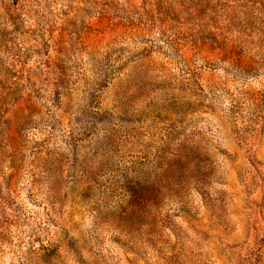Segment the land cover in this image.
<instances>
[{
  "label": "rangeland",
  "instance_id": "obj_1",
  "mask_svg": "<svg viewBox=\"0 0 264 264\" xmlns=\"http://www.w3.org/2000/svg\"><path fill=\"white\" fill-rule=\"evenodd\" d=\"M0 264H264V0H0Z\"/></svg>",
  "mask_w": 264,
  "mask_h": 264
},
{
  "label": "trees",
  "instance_id": "obj_2",
  "mask_svg": "<svg viewBox=\"0 0 264 264\" xmlns=\"http://www.w3.org/2000/svg\"><path fill=\"white\" fill-rule=\"evenodd\" d=\"M187 1H188L189 5L190 6L192 5L193 9L195 10L196 9V5L198 4V2H202L203 0H187ZM206 1L208 2L209 0H206ZM157 5H158L159 9H161L162 4L160 2H158ZM241 23H242V21L238 22L237 25L241 24ZM242 27L239 28L240 30L239 29L238 30L241 31V29L244 30L247 27V20L243 23ZM205 28H207V25H205ZM205 28L204 29H200V30H196L195 33L202 35V34H204L206 32Z\"/></svg>",
  "mask_w": 264,
  "mask_h": 264
}]
</instances>
